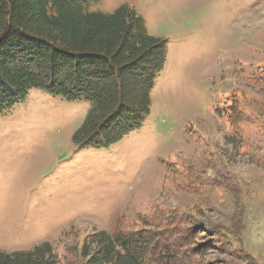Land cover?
<instances>
[{
	"label": "rangeland",
	"instance_id": "obj_1",
	"mask_svg": "<svg viewBox=\"0 0 264 264\" xmlns=\"http://www.w3.org/2000/svg\"><path fill=\"white\" fill-rule=\"evenodd\" d=\"M123 3L167 40L150 113L101 150L73 141L86 99L37 88L1 113L0 251L49 243L87 264L88 236L158 225L198 233L199 264H264V0L85 7Z\"/></svg>",
	"mask_w": 264,
	"mask_h": 264
},
{
	"label": "trees",
	"instance_id": "obj_2",
	"mask_svg": "<svg viewBox=\"0 0 264 264\" xmlns=\"http://www.w3.org/2000/svg\"><path fill=\"white\" fill-rule=\"evenodd\" d=\"M89 1L0 0V114L37 88L86 99L91 108L73 141L101 150L140 128L150 113L152 90L167 63V40L151 35L134 7L123 3L110 14L88 12ZM155 228L98 231L84 242V258L87 264H199L198 233ZM0 264L59 262L43 243L0 251Z\"/></svg>",
	"mask_w": 264,
	"mask_h": 264
}]
</instances>
